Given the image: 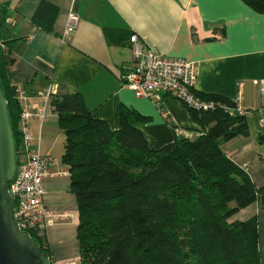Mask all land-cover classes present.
I'll list each match as a JSON object with an SVG mask.
<instances>
[{
  "label": "crops",
  "instance_id": "crops-1",
  "mask_svg": "<svg viewBox=\"0 0 264 264\" xmlns=\"http://www.w3.org/2000/svg\"><path fill=\"white\" fill-rule=\"evenodd\" d=\"M59 9L51 31L35 21L42 2ZM13 38L11 71L24 91L22 106L36 112L44 106L46 119L27 120L33 145L55 159L45 178V204L58 215L46 231L52 262L80 264L77 239L79 210L71 188L69 168L62 162L65 136L45 91L84 97L96 119L120 128L123 109L147 117L140 127L149 147L159 150L177 139L196 138L202 128L188 107L163 94L159 101L137 98L122 77L134 66L133 37L167 57L199 65L196 92L235 99L241 94L248 110L249 135L224 145L226 155L264 188V15L241 0H0ZM71 12L80 17L66 35ZM257 216L259 250L264 264V209L259 202L230 222Z\"/></svg>",
  "mask_w": 264,
  "mask_h": 264
},
{
  "label": "trees",
  "instance_id": "trees-1",
  "mask_svg": "<svg viewBox=\"0 0 264 264\" xmlns=\"http://www.w3.org/2000/svg\"><path fill=\"white\" fill-rule=\"evenodd\" d=\"M241 1L264 15V0ZM6 15L0 6V80L20 162L23 106ZM58 15V7L42 1L35 21L51 31ZM196 94L215 103L209 110L188 107L201 133L159 150L140 130L147 117L123 109L120 128L113 130L94 118L82 94L51 95L79 210L80 264H263L258 217L230 222L257 202L264 209V188L224 150L249 135L246 116L233 110L231 99ZM29 234L51 258L46 234Z\"/></svg>",
  "mask_w": 264,
  "mask_h": 264
},
{
  "label": "built area",
  "instance_id": "built-area-1",
  "mask_svg": "<svg viewBox=\"0 0 264 264\" xmlns=\"http://www.w3.org/2000/svg\"><path fill=\"white\" fill-rule=\"evenodd\" d=\"M80 24V17L71 12L66 26V35L73 33ZM132 53L134 66L122 77L126 87L131 89L137 98L159 101L161 95L172 96L187 107L196 110H209L214 108V102H206L196 94V83L199 77V65L185 59L167 57L158 53L133 37ZM19 98L24 99V91L19 86ZM55 87L48 86L45 91L47 100L55 94ZM233 110L239 115L246 116L248 110L241 94L233 99ZM36 118L43 122L46 119L44 106L41 105L36 112L23 107L21 130L23 133L24 153L19 162V174L12 191L15 196V216L22 232L36 231L46 234L53 226L58 215L51 213L45 204L46 186L45 178L50 174L55 159L44 155L38 147L33 145L30 128L27 120ZM51 264H58L52 262ZM66 264H76L68 262Z\"/></svg>",
  "mask_w": 264,
  "mask_h": 264
},
{
  "label": "water",
  "instance_id": "water-1",
  "mask_svg": "<svg viewBox=\"0 0 264 264\" xmlns=\"http://www.w3.org/2000/svg\"><path fill=\"white\" fill-rule=\"evenodd\" d=\"M18 174L15 132L0 80V264H51L36 240L19 228L12 191Z\"/></svg>",
  "mask_w": 264,
  "mask_h": 264
}]
</instances>
